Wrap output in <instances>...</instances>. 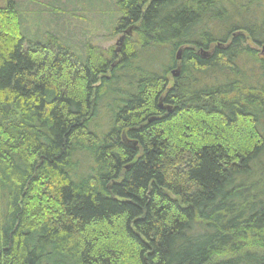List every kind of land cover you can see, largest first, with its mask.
Here are the masks:
<instances>
[{
    "label": "trees",
    "instance_id": "16d2710c",
    "mask_svg": "<svg viewBox=\"0 0 264 264\" xmlns=\"http://www.w3.org/2000/svg\"><path fill=\"white\" fill-rule=\"evenodd\" d=\"M116 4L118 60L0 7V264H264V0Z\"/></svg>",
    "mask_w": 264,
    "mask_h": 264
},
{
    "label": "rangeland",
    "instance_id": "374dc122",
    "mask_svg": "<svg viewBox=\"0 0 264 264\" xmlns=\"http://www.w3.org/2000/svg\"><path fill=\"white\" fill-rule=\"evenodd\" d=\"M20 15L21 29L27 39L44 42L46 33H53L71 50L83 55L85 46L120 57L121 37L124 33L114 31L117 18L120 16L117 0H15ZM6 0H0V7ZM130 42H136L134 34L126 35ZM125 39V38H124ZM250 47L260 49L251 43ZM110 99H105L104 105ZM110 100V101H109ZM111 122L109 111L102 109L94 120L97 132H104Z\"/></svg>",
    "mask_w": 264,
    "mask_h": 264
},
{
    "label": "water",
    "instance_id": "95a60500",
    "mask_svg": "<svg viewBox=\"0 0 264 264\" xmlns=\"http://www.w3.org/2000/svg\"><path fill=\"white\" fill-rule=\"evenodd\" d=\"M121 39H122V38H121ZM121 39L119 40L118 43H120V42L122 41ZM261 53L264 54V46L262 47ZM177 54H179V53H177ZM177 58H178V56H177ZM172 74H173V76H177V75H178V70L175 69V70L172 72ZM125 142L128 143V144H130L129 141H126V140H125ZM131 144H132V143H131ZM133 144H134V142H133Z\"/></svg>",
    "mask_w": 264,
    "mask_h": 264
},
{
    "label": "flooded vegetation",
    "instance_id": "af4514ba",
    "mask_svg": "<svg viewBox=\"0 0 264 264\" xmlns=\"http://www.w3.org/2000/svg\"><path fill=\"white\" fill-rule=\"evenodd\" d=\"M123 33H124V36H125V37H127L126 35H129V32H127V31H126V32H123ZM127 33H128V34H127ZM121 38H122L121 40H122V42H123L125 39H124L123 36H122ZM171 75H172V76H171ZM171 75H170L171 77H176V76H173V74H171ZM177 76H178V75H177ZM169 82H170V84H171V83H172V80L170 79Z\"/></svg>",
    "mask_w": 264,
    "mask_h": 264
}]
</instances>
